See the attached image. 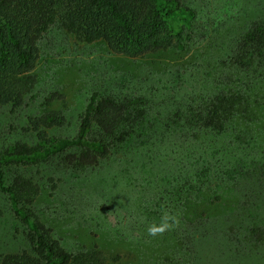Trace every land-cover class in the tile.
I'll use <instances>...</instances> for the list:
<instances>
[{
	"label": "rangeland",
	"instance_id": "1",
	"mask_svg": "<svg viewBox=\"0 0 264 264\" xmlns=\"http://www.w3.org/2000/svg\"><path fill=\"white\" fill-rule=\"evenodd\" d=\"M181 1L193 12L174 22L182 48L136 58L49 27L23 103L0 106V152L32 142L28 119L48 110L63 120L47 133L74 137L93 91L127 105L129 135L94 167L55 155L5 167L4 178H32V209L52 236L69 251L98 247L108 264H264V45L252 62L238 48L264 21V0ZM225 93L235 113L211 124L210 101ZM165 209L180 225L149 236ZM25 232L0 191V256L30 250Z\"/></svg>",
	"mask_w": 264,
	"mask_h": 264
},
{
	"label": "trees",
	"instance_id": "2",
	"mask_svg": "<svg viewBox=\"0 0 264 264\" xmlns=\"http://www.w3.org/2000/svg\"><path fill=\"white\" fill-rule=\"evenodd\" d=\"M192 15L181 0H0V106L23 103L36 80L32 71L39 57L37 41L55 23L78 39L98 41L115 54L136 58L182 48L174 22L188 23ZM257 23L238 45L245 53L244 62H252L264 45V21ZM235 105L231 93L214 96L207 121L222 123L235 113ZM126 114L123 101L93 91L74 137L47 133L63 120L60 111L48 110L28 119L25 130L34 134L32 142L16 141L0 152V191L8 195L16 218L25 226L30 246V250L1 255L0 264H108L104 251L96 246L77 251L62 247L32 209L38 184L21 174L6 182L3 169L34 165L55 155L71 167H94L114 144L128 138L122 128ZM92 131L98 132V138H88Z\"/></svg>",
	"mask_w": 264,
	"mask_h": 264
},
{
	"label": "clouds",
	"instance_id": "3",
	"mask_svg": "<svg viewBox=\"0 0 264 264\" xmlns=\"http://www.w3.org/2000/svg\"><path fill=\"white\" fill-rule=\"evenodd\" d=\"M180 216L177 213L170 212L165 209L160 217V222L151 223L147 227L149 236L156 237L162 236L165 232L174 230L180 225Z\"/></svg>",
	"mask_w": 264,
	"mask_h": 264
}]
</instances>
